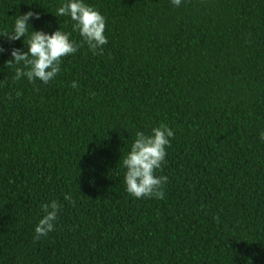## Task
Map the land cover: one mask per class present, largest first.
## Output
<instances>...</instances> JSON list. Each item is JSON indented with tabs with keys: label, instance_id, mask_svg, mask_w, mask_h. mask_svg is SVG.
Masks as SVG:
<instances>
[{
	"label": "trees",
	"instance_id": "16d2710c",
	"mask_svg": "<svg viewBox=\"0 0 264 264\" xmlns=\"http://www.w3.org/2000/svg\"><path fill=\"white\" fill-rule=\"evenodd\" d=\"M64 2L0 0V34L32 11L78 47L45 84L15 79L27 48L0 37V264H264V0H85L106 20L95 53ZM161 124L164 198L136 199L122 160Z\"/></svg>",
	"mask_w": 264,
	"mask_h": 264
},
{
	"label": "clouds",
	"instance_id": "9594fccd",
	"mask_svg": "<svg viewBox=\"0 0 264 264\" xmlns=\"http://www.w3.org/2000/svg\"><path fill=\"white\" fill-rule=\"evenodd\" d=\"M182 0H171L174 7H180ZM57 18L67 16L73 22V31L80 34L83 41L88 44L90 50L95 53L97 49L108 43L105 35V17L95 8L85 3V0H65L57 7ZM39 19V13L28 11L18 15L12 25L11 31L0 34L9 40H21L27 51L22 48L11 50L9 64H15V79L21 77L29 81L39 80L47 84L54 80L60 71L61 59L77 52L78 47L70 39V33L59 28L54 32L33 30L29 21ZM4 49L0 48V53ZM77 82H72L76 88ZM174 137V131L166 125L153 127L149 133L138 131L135 134L130 150L122 160L124 171V184L128 194L136 199L154 197L164 198L162 186L167 183V176H158L156 172L166 162V147L170 146V138ZM264 140V132L260 133ZM65 199H69L68 196ZM59 205L56 201L44 205L46 213L39 219L35 226V238L39 239L53 231Z\"/></svg>",
	"mask_w": 264,
	"mask_h": 264
}]
</instances>
